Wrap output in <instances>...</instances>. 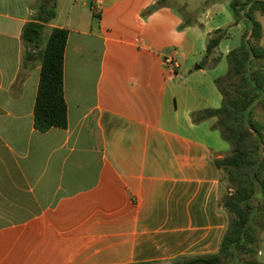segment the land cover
<instances>
[{"label": "crops", "instance_id": "1", "mask_svg": "<svg viewBox=\"0 0 264 264\" xmlns=\"http://www.w3.org/2000/svg\"><path fill=\"white\" fill-rule=\"evenodd\" d=\"M56 1L32 48L23 29L41 0H0V264H171L217 252L227 216L215 160L231 145L192 113L222 105L211 60L227 59L222 45L241 24L222 21L219 0ZM203 5L205 31L185 17ZM231 26L208 66L194 67L209 35ZM55 27L69 29L68 126L41 132V54Z\"/></svg>", "mask_w": 264, "mask_h": 264}, {"label": "trees", "instance_id": "2", "mask_svg": "<svg viewBox=\"0 0 264 264\" xmlns=\"http://www.w3.org/2000/svg\"><path fill=\"white\" fill-rule=\"evenodd\" d=\"M157 4L170 5L169 0H159ZM229 6L235 20L233 27L244 22L245 29L241 44L227 54V73L215 79L223 97L222 105L192 113L195 123L209 120L211 127L220 130L231 145L229 153L215 160L229 188L221 198L227 227L217 252L184 256L171 264H259L256 255L259 237L264 231V123L257 119L255 107L264 108V46L261 42L264 29L255 12L264 15V1L230 0ZM56 9V0H41L37 18L23 29V38L29 46L37 48L43 43L46 23L56 17ZM189 23L186 20L183 26ZM231 28H218L209 35L208 57L229 37ZM68 38L69 29L53 28L41 54V77L34 107V125L41 132L68 126L64 88ZM219 60L220 56L213 57L211 67ZM208 62L203 60L200 65L206 67Z\"/></svg>", "mask_w": 264, "mask_h": 264}, {"label": "rangeland", "instance_id": "3", "mask_svg": "<svg viewBox=\"0 0 264 264\" xmlns=\"http://www.w3.org/2000/svg\"><path fill=\"white\" fill-rule=\"evenodd\" d=\"M175 1H176V3H179L178 0H175ZM219 1L223 2V3L226 2V5H227L226 13L220 15V18L222 19V21H225L224 20L225 19V15H227L229 13L233 17L234 15H233V13H232V11L230 9V6H229L230 0H219ZM191 2H192V0H191ZM155 5L156 4H154L153 6H150L146 10L145 15L147 17L150 15V12L151 13L153 12L152 9L154 8ZM204 7L205 6L203 5L201 8H199V10L191 12L188 16L185 14V17L189 21H191L192 19H196L197 20V22L194 25L197 26L201 31H205L204 29H206L204 21L207 19V17L204 14V10H205ZM88 8H90V3H89V7ZM186 8H187V6H186ZM97 11H99V10L97 9ZM182 11H184L183 7H182V10H181V13H182ZM255 15H256V18L261 22V24L263 26V29H264V15H262L259 11H256ZM191 23L192 22H190L188 25H190ZM244 29H245L244 22L241 23V28L235 27L233 29L232 38L227 39L226 41H224V43L222 45V49H223V47H225L226 44H228L231 48L239 46L241 44V39H242L241 37H242V33H243ZM207 41H208V38H207ZM261 42H262V45L264 46V35H263V38H262ZM218 55H220V60H219L218 64L213 66L211 69L212 70L215 69L218 77H221V76L225 75L227 73V71H228V62H227V59L225 57L221 56L222 55L221 52L220 53L218 52ZM206 57H207V55L205 53V55L201 58L200 62L195 64L194 67L199 65L203 60H207ZM255 115H256L258 120H260L262 123H264V108L263 107H261L260 105H257L255 107ZM224 186H225V193H224V195H225L226 193L229 192L228 183H227L226 180H224ZM259 238H260L259 248H258L259 252L256 255V259H257L259 264H264V231L261 232Z\"/></svg>", "mask_w": 264, "mask_h": 264}, {"label": "built area", "instance_id": "4", "mask_svg": "<svg viewBox=\"0 0 264 264\" xmlns=\"http://www.w3.org/2000/svg\"><path fill=\"white\" fill-rule=\"evenodd\" d=\"M164 65L169 74H175L176 72V60L173 56H167L164 58Z\"/></svg>", "mask_w": 264, "mask_h": 264}, {"label": "water", "instance_id": "5", "mask_svg": "<svg viewBox=\"0 0 264 264\" xmlns=\"http://www.w3.org/2000/svg\"><path fill=\"white\" fill-rule=\"evenodd\" d=\"M257 1H264V0H257ZM154 8H157V4L154 6ZM209 57L207 56L206 59H208ZM201 66L198 65L197 68H200Z\"/></svg>", "mask_w": 264, "mask_h": 264}]
</instances>
